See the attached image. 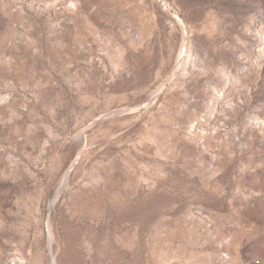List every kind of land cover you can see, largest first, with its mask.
Instances as JSON below:
<instances>
[{
    "label": "rangeland",
    "instance_id": "1",
    "mask_svg": "<svg viewBox=\"0 0 264 264\" xmlns=\"http://www.w3.org/2000/svg\"><path fill=\"white\" fill-rule=\"evenodd\" d=\"M0 264H264V0H0Z\"/></svg>",
    "mask_w": 264,
    "mask_h": 264
}]
</instances>
